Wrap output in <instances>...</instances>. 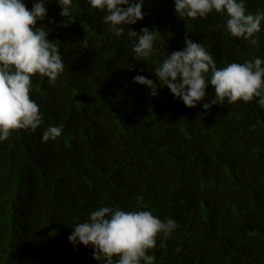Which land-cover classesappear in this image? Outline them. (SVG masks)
<instances>
[{"label":"trees","instance_id":"1","mask_svg":"<svg viewBox=\"0 0 264 264\" xmlns=\"http://www.w3.org/2000/svg\"><path fill=\"white\" fill-rule=\"evenodd\" d=\"M23 2L31 9L36 0ZM45 7L37 26L56 41L64 70L55 85L32 78L30 96L43 117L36 131L17 130L0 141V264H104L91 245L68 240L73 226L101 206L177 222L170 238L161 234L147 253L154 264H264L258 98L205 109L215 98L209 84L205 99L189 108L153 72L186 46V32L218 68L264 60V21L256 47L227 32L226 15L213 10L184 21L174 0H144V19L124 27L153 30L145 62L134 58L136 38L117 37L103 21L106 12L88 0H72L71 22L56 0ZM245 7L264 11V0H245ZM136 75L155 80L158 95L134 83ZM49 126L62 134L44 142Z\"/></svg>","mask_w":264,"mask_h":264},{"label":"clouds","instance_id":"2","mask_svg":"<svg viewBox=\"0 0 264 264\" xmlns=\"http://www.w3.org/2000/svg\"><path fill=\"white\" fill-rule=\"evenodd\" d=\"M47 2L50 0H36L28 9L23 0H0V141L8 140L17 130L36 131L43 117L39 105L30 96L32 78L47 77L55 85L64 70L56 41L48 39L49 31L37 26L47 15ZM56 2L61 6L59 15L71 22L72 0ZM88 2L93 9L106 12L103 21L117 37L127 33L129 38H136L132 49L134 58L147 62L153 53V30L142 27L136 32L129 27L126 31L124 27L144 19V0ZM174 10L184 21L185 18H207L213 10L226 15L224 27L231 36L259 47L256 36L261 31L264 11L248 12L245 0H174ZM184 44L182 50L172 51L153 71L160 87L167 86L189 108L205 99L210 84L215 98L204 103L205 109L224 104L225 100L233 104L241 100L247 103L254 98H258L259 106L264 109V60L231 62L218 68L201 43L189 39L187 32ZM133 82L146 85L149 95H158L155 80L136 75ZM61 134L62 127L49 126L43 132L42 141H54ZM177 227L175 220L162 221L150 211L101 206L90 213L88 220L73 226L68 240L73 245H91L93 258L103 260L104 264H141V261L154 264L155 257L147 253L156 247L158 236L162 234L166 240Z\"/></svg>","mask_w":264,"mask_h":264}]
</instances>
